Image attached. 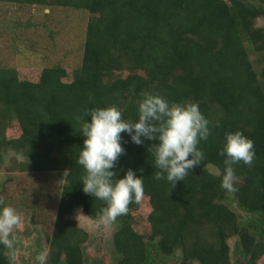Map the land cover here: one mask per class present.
I'll use <instances>...</instances> for the list:
<instances>
[{
  "label": "trees",
  "instance_id": "16d2710c",
  "mask_svg": "<svg viewBox=\"0 0 264 264\" xmlns=\"http://www.w3.org/2000/svg\"><path fill=\"white\" fill-rule=\"evenodd\" d=\"M0 3L34 7V25L47 35H53L52 27L48 30L44 20L53 9L89 14L75 37L80 51L74 67L45 63L36 39L33 52L17 56L16 66L0 63V165L7 157H19L22 172L50 171L62 178L43 262L84 264L87 233L65 215L78 207L96 219L106 206L82 191L85 173L76 163L84 139L80 122L90 120L86 110L114 105L124 119L136 120L138 102L152 93L169 102L198 103L210 134L198 144L204 152L201 165L173 188L165 178H154L159 171L149 146L154 141L137 145L121 133L124 152L116 163V178L135 170L143 176L144 196L115 219L117 264H131L130 258L141 264L144 237L156 240L153 246L165 254L178 247L179 264H229L227 239L233 236L246 264H253L264 247V0ZM257 18L263 25H257ZM22 67L33 71L21 74ZM237 130L253 141L255 156L251 165H233L241 182L229 193L220 186L224 156L219 149L225 133ZM3 192L0 200L6 203ZM144 202L149 207L146 236L134 226V211ZM233 202L249 214L248 221L231 208ZM8 262L0 243V264Z\"/></svg>",
  "mask_w": 264,
  "mask_h": 264
},
{
  "label": "clouds",
  "instance_id": "9594fccd",
  "mask_svg": "<svg viewBox=\"0 0 264 264\" xmlns=\"http://www.w3.org/2000/svg\"><path fill=\"white\" fill-rule=\"evenodd\" d=\"M80 122V134L84 137L76 163L84 169L81 177L82 191L105 202L98 214L107 224L128 212L130 203H139L144 196L143 176L129 168L116 178V163L124 152L121 133L139 145L144 140L154 141L150 151L159 171L155 179L165 178L173 188L183 181L189 170L200 166L204 152L198 147L210 134L209 120L196 102H169L158 94L146 93L138 102L136 120H126L116 106L86 110ZM79 119V118H78ZM148 146V149H149ZM219 154L224 156L221 188L235 193L241 178L233 165L243 162L251 165L255 156L253 141L241 131L226 132ZM21 222L16 208L0 200V243L12 248L15 241L13 229ZM46 253L37 259L46 261Z\"/></svg>",
  "mask_w": 264,
  "mask_h": 264
},
{
  "label": "rangeland",
  "instance_id": "374dc122",
  "mask_svg": "<svg viewBox=\"0 0 264 264\" xmlns=\"http://www.w3.org/2000/svg\"><path fill=\"white\" fill-rule=\"evenodd\" d=\"M34 11V7L0 3V63L16 66L19 62L17 56L24 57L33 52L31 43L36 39L39 55L45 63H59L67 68L78 64L76 52L79 50L80 42H77L75 37L82 32L89 14L55 8L44 20L48 30L52 27L53 35H47L45 28L34 25L36 21ZM43 11L47 12L49 8L46 7ZM256 23L263 25L262 18H257ZM253 58L254 55H251L250 59ZM29 70L32 68L22 67L19 72L27 74ZM18 159L19 157L17 159L7 157L3 165H0V190L4 189L2 195L5 199H3L16 208L21 218L20 224L13 229L14 245L12 248L5 246V252L9 259L8 264H43L37 257L47 251L46 239L52 231L57 202L56 193L61 186L62 178L50 171L22 172L19 170L21 166L18 164ZM231 206L245 222L250 219L249 214L238 209L234 202ZM148 208L147 203L144 202L134 211V226L145 236L148 234L149 224L144 214ZM65 217L72 219L78 227L88 233L83 246V254L87 258L85 264H93L98 260L107 263L112 260V234L115 230V221L105 224L99 218L93 219L87 216L78 207H74ZM227 242L231 261L235 262L236 253L233 248L236 237L228 238ZM178 254L179 250H176L167 263L175 264L179 258ZM255 264H264V250L256 258Z\"/></svg>",
  "mask_w": 264,
  "mask_h": 264
},
{
  "label": "flooded vegetation",
  "instance_id": "af4514ba",
  "mask_svg": "<svg viewBox=\"0 0 264 264\" xmlns=\"http://www.w3.org/2000/svg\"><path fill=\"white\" fill-rule=\"evenodd\" d=\"M81 229H83V228H81ZM84 231H86V230H84ZM86 233H87V231H86ZM87 235H88V233H87ZM86 239H87V237H86ZM86 239L82 243V252H83L84 242L86 241ZM143 240H144L145 246H144V255L142 256L141 264H168L167 262L169 261V257L173 256V254L176 250H179V254H178L179 258L175 262V264H179L180 259H181V253H180V249L178 247H176L174 249L173 253L165 254L162 251L160 252L156 246H153L152 243L155 242L156 240L151 241L147 237H144ZM112 249H113L112 260L108 261L107 263L106 262L104 263L103 261L98 260V261H95V263H93V264H117V260H116L115 254H114L115 248L113 245V241H112ZM233 249L235 250V253H236V260H235V262L231 261V255H230V250H229V264H233V263H235V264H246V258L244 257V255H242L239 252V250L236 249V246ZM263 250H264V247H263ZM83 256H84V254H83ZM255 260H254L253 264H255ZM8 261H9V259H8ZM129 261L131 262V264H138V261L135 258H133V259L130 258ZM86 262H87V258L84 256V264ZM195 262L197 264H200L199 262H197L195 260L189 262L188 264H192ZM43 264H45V263L43 262Z\"/></svg>",
  "mask_w": 264,
  "mask_h": 264
}]
</instances>
